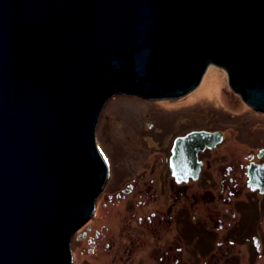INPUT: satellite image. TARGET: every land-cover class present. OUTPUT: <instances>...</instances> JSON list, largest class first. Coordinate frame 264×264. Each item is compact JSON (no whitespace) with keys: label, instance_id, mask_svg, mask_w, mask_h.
I'll return each mask as SVG.
<instances>
[{"label":"water","instance_id":"water-1","mask_svg":"<svg viewBox=\"0 0 264 264\" xmlns=\"http://www.w3.org/2000/svg\"><path fill=\"white\" fill-rule=\"evenodd\" d=\"M209 65L264 113V0H0V264H71L107 178L95 137L107 100L181 98ZM221 138L177 140L189 176ZM248 183L264 189V166Z\"/></svg>","mask_w":264,"mask_h":264},{"label":"rangeland","instance_id":"rangeland-1","mask_svg":"<svg viewBox=\"0 0 264 264\" xmlns=\"http://www.w3.org/2000/svg\"><path fill=\"white\" fill-rule=\"evenodd\" d=\"M181 120L187 122L189 129L200 127V129L223 132L225 137L222 143L214 151H211L210 159L212 160L213 155H221L223 170L230 163L229 157L232 161L235 160L234 163L237 162L235 167L243 172L244 165L249 161V153L264 148V114L249 107L240 95L234 93L229 87L227 73L214 65H209L200 84L181 98L148 100L135 95H113L107 100L100 113L95 133L97 148L107 166L106 180L108 175L110 179L106 181V189L103 188L104 190L102 189L100 192L101 195L97 196L95 214L87 222L93 224V229L97 228L104 233H116V226L119 225L114 223L112 226L114 230L108 229L106 216L108 217L111 213L116 215L118 210L122 212L123 204L130 201L133 210L126 213V218L130 221L125 224V234L130 232L147 235L144 237L143 246L140 245L139 248L135 246L133 249L131 256L136 264L146 260L147 253L153 246V243L149 241L148 231L145 230L149 223L146 222L145 225L138 226V217L142 216L145 220L146 216L151 215V212H156V215L152 220L154 224L151 222L149 226L156 225L158 230L155 231L166 240L172 237V233L176 236L181 233V230L189 235L191 241L187 253L183 252V257H178L179 261L183 260V264H264V236H261L262 239L254 234L249 237L236 238L237 246L232 248L230 244H232L233 238L218 239L213 244L208 238L198 239L200 236L195 237L196 234H200V231L201 235H205L202 231L204 229L212 230L213 224L217 229L220 224L218 218H221V222L224 221L225 228L229 225L233 226L234 223L230 222L228 217L229 212H226L230 205L217 203L218 192H205L202 189L199 212L196 208L191 207L190 202L188 204L189 218L181 219L180 217L176 224H173L175 231L172 230V233L169 232L170 224L166 222L170 219L167 218L169 216L166 215L165 209L170 193H164V189V192L156 195L154 204L138 205L135 192L125 196L124 199L113 197L108 200V194L120 190L119 186L112 189L118 180L117 177L126 179V182L122 186L120 185L124 189L128 182H132V178L138 174L148 175L151 172L160 174L164 170L166 158L161 160L155 155L156 147L159 146L155 140L157 136L161 135L159 131L167 126L168 122ZM168 126L173 127L171 124ZM213 159L215 160V158ZM162 161H164V165L161 167ZM241 164H243L242 168ZM241 180L240 182L244 184V174ZM245 192L243 191L239 196L243 202L242 217L244 216V218L241 225L236 227L237 229L244 228L247 221L251 222L246 217V212L249 214L253 212L252 215H255L254 213L257 212L255 206L260 204L256 202V200H260V195L255 196L256 204H254L255 206L251 204L253 206L251 209L250 203L245 202ZM228 195L222 193V198ZM234 198L231 199L232 202ZM140 207L141 209H138ZM215 209L216 211H214ZM205 218L211 219L209 223ZM252 223L260 229H264L263 218L259 219V215L256 219L253 218ZM78 231L72 235L70 243V249L74 256L72 264H102L103 262L96 263V261H98V256L104 254L105 247L100 243L94 252L83 250L87 244L84 240H77ZM89 234H93V230ZM244 238H248L247 242ZM155 245L157 246V244ZM210 247L216 248V251H211ZM153 261L154 263L151 264H168L163 253L158 254Z\"/></svg>","mask_w":264,"mask_h":264},{"label":"flooded vegetation","instance_id":"flooded-vegetation-1","mask_svg":"<svg viewBox=\"0 0 264 264\" xmlns=\"http://www.w3.org/2000/svg\"><path fill=\"white\" fill-rule=\"evenodd\" d=\"M261 113V112H260ZM264 114V113H263ZM173 126L170 127L168 125ZM150 126V124H149ZM192 132H206V133H220L222 138L219 143H217L212 148H204L203 150L198 149L195 153V160L198 162V170L196 177L193 178L192 176H189V170L191 168L189 167V164L187 163L188 159L187 151L186 153H183V148L185 150H188L189 145L184 144V142L177 141L180 138L185 137L187 134ZM161 135L157 136L155 143L157 144V152H155V155L159 157L158 159L165 160V168L161 171L160 174H155L153 172L147 174H138L134 178H132V182H128V184L125 186L124 189H122V185L124 182H126L125 178L116 180L114 183V186L112 189H116V187H120V190L117 192H114L113 194L110 193L107 195L108 200H111L113 197H116L117 199H124L125 196L130 195L131 193L135 192L136 195V202L138 205H145V204H154L156 202V195L162 192L164 193H170V197L167 198L166 201V215L169 216L167 218L170 219V221H166L168 224H170L169 232L172 233V230L175 231L173 228V224H176L177 220L181 217V219H188L189 213H188V204L191 202V207L196 208L197 212L200 210V191L203 189L205 192H218L219 196L217 198V203L220 205L223 204H229V209L226 211L229 214V220L230 222H233V226H230L225 228L223 222H221V218L219 220L220 224L218 225L217 229L216 225L213 224L212 230L204 229L205 227H202L204 230L203 234H196L200 236L198 239L201 238H208L211 240L213 244L220 240H224L227 238H233V242H231L232 246H237V239L236 238H242L243 236H257L261 238V236H264V229H260L258 226L252 223L253 218L256 219V217L259 215V219L263 218L264 221V189L260 191L259 188L251 189L249 183H248V171L251 167L257 166H264V148L257 149L253 153H249L248 156V162L244 165V171H240L237 169L236 163H234L235 160L232 161V159H229L230 161L228 166H226L225 170L222 169L223 163L221 159V155H213V158L211 159V151H214L219 144L222 143L224 139V134L222 131L219 130H207V129H200V127H195L189 129L187 127L186 121H171L167 123V126L162 128V130L159 131V134ZM159 137V138H158ZM161 141V142H160ZM177 141V142H176ZM253 151V150H252ZM154 155V156H155ZM176 157L177 161L175 165L180 170L178 172V175H174V169L171 165V157ZM226 156V155H224ZM156 157V158H157ZM148 165V164H147ZM164 165V161L160 163V166L162 167ZM241 168L243 167V164L240 165ZM214 168V170H212ZM192 172V171H191ZM245 176L244 184L240 182L242 179V176ZM178 176L180 179H178ZM110 179V176L108 175V179ZM106 180V181H107ZM242 181V180H241ZM121 185V186H120ZM106 182L104 185V189H106ZM103 189V190H104ZM164 189V190H163ZM243 191H246L245 193V202L250 203L251 209H253V206L251 204L255 203V196L260 195V200H256V202L259 204L256 211L252 215L253 212H246V217L251 222H246L244 228L237 229L236 227H239L241 225V222L244 218L242 207L243 202L239 199V196L242 194ZM222 193L229 194L225 198H222ZM103 194V193H102ZM101 195V194H100ZM248 195V196H247ZM236 199H235V198ZM249 197V198H248ZM222 198V199H221ZM234 198V201L232 202L231 199ZM132 202L127 201L123 204V211L121 212L118 210L116 212V215L106 216V223L108 224L107 228L111 231L114 230L112 228L114 223H117L119 225L116 226V233L114 232H103L100 231L97 228H92L93 224H89L88 222L82 225L77 231V240L81 241L84 240L87 244V247L83 248V250H87L88 252H94L96 246H98L100 243L103 245L104 248V254L101 256H98L96 263L103 262L102 264H136L134 260L132 259V252L134 247L143 246V241L145 240L146 234L143 233H127L125 234V224L129 222L130 220L126 218V213L131 212L130 210H133ZM134 203V202H133ZM218 204V205H219ZM196 205V206H195ZM217 205V206H218ZM138 209H141L138 208ZM216 211V209L214 210ZM259 212V214H258ZM95 214V207L94 212L92 216ZM150 216H146V219L143 220L142 216L138 217V226L145 225L144 223L148 222L149 225L154 224L152 222L153 218L156 215V212H151ZM249 214V215H248ZM145 215V214H143ZM91 216V218H92ZM90 218V219H91ZM208 223L211 219H207ZM152 222V223H151ZM183 222V221H182ZM151 223V224H150ZM146 226V229L148 232V235L150 237L149 241L153 243L152 248L147 253L146 260L144 261L146 264L154 263L153 259L155 260V257L158 254L163 253V255L166 257V260L168 264L174 263V264H183V260L179 261L178 257H183L182 253H187V249L189 248V242L191 241L188 234L185 232H182L179 234L172 233L171 238H163L161 234L157 233L155 230H158L156 225L152 226ZM207 227V225H206ZM264 228V227H263ZM143 229V228H142ZM185 229V227H184ZM93 230V234H89ZM216 230V231H215ZM76 231V232H77ZM222 231V232H221ZM75 233V232H74ZM242 234V235H240ZM263 234V235H262ZM126 235V237H125ZM194 235V234H192ZM205 236V237H204ZM72 239V237H71ZM248 238H244L245 242H247ZM262 239V238H261ZM194 240V239H193ZM230 240V239H229ZM71 243V241H70ZM211 243V244H212ZM157 244V246L155 245ZM210 244V245H211ZM214 246V245H213ZM211 248V247H210ZM175 249V250H174ZM216 251V248H211V251ZM71 251V264L74 260L73 251ZM231 251V250H230ZM200 254V253H199ZM216 258V257H215ZM217 259V258H216ZM143 262V263H144ZM138 263V262H137ZM140 263L139 264H143ZM101 264V263H100Z\"/></svg>","mask_w":264,"mask_h":264}]
</instances>
